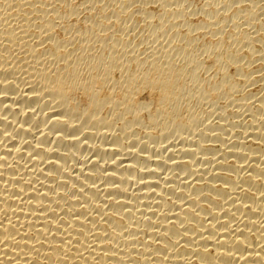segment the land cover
<instances>
[{
    "label": "bare ground",
    "instance_id": "bare-ground-1",
    "mask_svg": "<svg viewBox=\"0 0 264 264\" xmlns=\"http://www.w3.org/2000/svg\"><path fill=\"white\" fill-rule=\"evenodd\" d=\"M0 264H264V0H0Z\"/></svg>",
    "mask_w": 264,
    "mask_h": 264
}]
</instances>
